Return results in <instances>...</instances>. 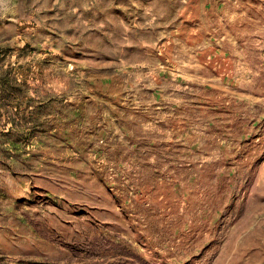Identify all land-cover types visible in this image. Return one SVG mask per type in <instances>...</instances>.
Segmentation results:
<instances>
[{
  "label": "rangeland",
  "instance_id": "obj_1",
  "mask_svg": "<svg viewBox=\"0 0 264 264\" xmlns=\"http://www.w3.org/2000/svg\"><path fill=\"white\" fill-rule=\"evenodd\" d=\"M0 264H264V0H0Z\"/></svg>",
  "mask_w": 264,
  "mask_h": 264
}]
</instances>
